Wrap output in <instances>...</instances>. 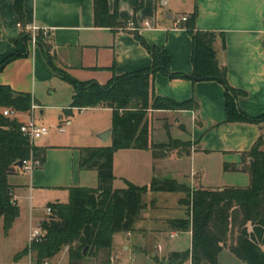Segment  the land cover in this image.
I'll return each mask as SVG.
<instances>
[{"label": "crops", "instance_id": "1", "mask_svg": "<svg viewBox=\"0 0 264 264\" xmlns=\"http://www.w3.org/2000/svg\"><path fill=\"white\" fill-rule=\"evenodd\" d=\"M107 3L112 11L115 0H107ZM194 9L197 11V30L214 31L224 37V46L218 35L213 47L220 64L226 69L228 84L243 91L237 98L238 107L249 116L263 115L264 0H118V21L122 24L118 27L94 23L93 0H23L25 23L51 28L46 40L55 65L77 81L99 84L108 82L114 73H130L152 64L147 50L134 37L133 30L127 27L130 20L139 26L137 32L146 42L164 48L169 53L170 71L190 75L191 38L178 20ZM144 21L149 22L150 26H144ZM19 22L13 0H0V61L22 50L20 35L26 31L17 25ZM66 82L48 64L40 47L29 42L26 43L25 54L9 61L0 71V84L29 93L41 115L43 108L47 107L63 111L59 115V123L66 120L65 130L61 133L55 131L61 135L67 133V127L73 130L75 125V119L70 121L69 114L64 112L74 108L70 107L73 90L67 85L68 96L62 102L57 92V88ZM152 90L156 95L176 101L193 98L198 108L148 110L150 145L164 144L170 140L190 141L193 144L187 153L175 148L167 150L161 158H153L150 149H119L126 152L123 155L115 151L113 188H124L113 186L120 157L129 159L128 169H138L140 172L143 168L144 172L148 171L152 175L151 178L163 175L167 171V162L174 160V157L178 161L188 160L187 169L182 173L189 179V184H180L190 189L245 187L249 184L248 174L240 169L241 152L248 150L259 136L264 135V121L258 124L224 123V87L217 80L194 82L157 71L152 77ZM52 96H55L53 101ZM87 110L111 112L105 107L84 108L79 112L85 115ZM90 123L93 136L110 127V124L99 123L94 118ZM70 133L73 137L74 130ZM110 136L106 141H110ZM35 145L44 149L41 166L30 173L16 170L8 176L19 214L6 233L2 227V236L5 238L21 226L25 234H29L32 225L46 218L45 205L66 200L69 188H93L97 185L96 171L80 168L81 148L78 146L68 142L51 144L47 141ZM92 145L105 146V143L94 141ZM224 164H236V170H225ZM211 168L221 174L220 184L203 183L205 173ZM121 178L125 184L127 181L137 183L134 174H124ZM150 192L153 191H147L142 197L145 207L135 221L133 230L115 232L109 250L86 255L82 264H168L171 252L190 250L191 230L180 232L168 223L169 219L184 216V207L179 203L181 192H153L154 195ZM169 193H175L176 197L169 200ZM58 195L64 197L59 199ZM2 224L0 218V226ZM185 236L188 242L182 248L180 241ZM16 256L18 259L13 261L12 257ZM27 256L25 258V253L14 248L7 259L0 258V264H33L30 253ZM49 262L68 264V256L58 259L56 254L45 261L47 264ZM219 263L246 264L226 248L219 254ZM184 264H189V260Z\"/></svg>", "mask_w": 264, "mask_h": 264}, {"label": "trees", "instance_id": "2", "mask_svg": "<svg viewBox=\"0 0 264 264\" xmlns=\"http://www.w3.org/2000/svg\"><path fill=\"white\" fill-rule=\"evenodd\" d=\"M13 8L24 29L23 0H13ZM94 23L118 27V0L109 10L107 0H93ZM197 11L187 15L179 25L191 38L190 75L172 72L169 69L170 55L161 47L149 44L133 30L134 37L149 53L152 64L148 68L130 73H114L105 84L94 81L80 82L59 69L51 55L48 41L37 34L35 44L40 47L44 58L54 72L73 87L70 107H105L111 110V143L108 146L80 149L81 169L95 170L96 187L69 188L67 204L48 203L51 213L43 220L45 240L32 244L35 252L33 264H43L68 246V264H82L88 254L109 250L115 232L133 230L135 221L145 207L142 200L147 191L181 192L179 199L184 207L183 217L169 219L171 228L180 232L191 230V248L185 252H171L168 264H220L219 254L226 248L246 264H264V151L262 136L246 151L241 152V170L249 176V184L225 186L217 189H190L169 178L152 177L147 186L126 182L124 188H113V153L118 149H150L153 158L165 156L170 149L190 151V141L170 140L164 144L149 143L150 126L148 110L154 109H197L198 103L190 98L184 101L154 94L152 77L160 71L170 77L188 78L192 81L217 80L224 87V105L227 122L258 124L264 121V114L249 116L237 104L243 91L230 86L226 80V69L220 64L213 43L218 35L224 46V37L214 31L197 30ZM21 52L9 54L0 61V71L11 60L26 52L29 32L20 35ZM29 93L13 90L9 85L0 84V218L6 233L19 214V208L12 196L8 176L19 170L18 161L32 155L44 162V149L30 146L19 128L21 121L2 114L3 108L25 112L30 108ZM69 111V110H68ZM174 144V145H171ZM176 144V145H175ZM225 170H236V164H224ZM76 220L75 225L73 221ZM86 248V249H85ZM92 249V250H91ZM27 250L22 253H26ZM102 264H107L103 262Z\"/></svg>", "mask_w": 264, "mask_h": 264}, {"label": "rangeland", "instance_id": "3", "mask_svg": "<svg viewBox=\"0 0 264 264\" xmlns=\"http://www.w3.org/2000/svg\"><path fill=\"white\" fill-rule=\"evenodd\" d=\"M63 84L62 87L57 88V92H59V97L60 102L63 100L67 99V85L70 86L71 90H73V87L71 84ZM51 100H55V96L51 97ZM43 114H40L39 109L35 110V117L38 123H41L45 126L51 127V131L47 136L38 138L35 140V143L42 142V141H47L51 144H56V143H62V142H68L72 146H78L79 148H86V147H94L93 142L97 141L98 144H104L105 146L110 145V141L102 142L100 139L99 135L101 132L95 133V136L92 135V125L90 123V120L94 118L97 122L99 123H107L110 124L108 128H111V112H92L91 110H87L85 115L80 114L78 108H73L71 110H65V113H68V119L70 121H74L75 119V125H74V136L71 137V133L73 130H70L69 127H67V133L66 134H58L55 132V127L59 124V115L60 113H63L61 110H57L54 108H43ZM64 117V116H63ZM71 117V118H70ZM97 137V138H95ZM262 145L261 149L264 151V135H262ZM193 144V142H191ZM174 145V144H171ZM176 145V144H175ZM178 149V148H177ZM117 151V150H116ZM118 155H123L124 152L123 150L118 149ZM178 155V154H177ZM144 158H141V162H143ZM127 159L121 158L117 161V167H116V172H115V180L113 181V186L115 187H125V182L121 178V176H124V174L130 176L131 174H134L135 178H137V183L131 182L135 185L139 186H147L149 187L151 184V174L147 171L144 172V169L141 168V171L139 172L138 169L133 171V169H128L127 168ZM134 162V160H132ZM140 161V159H139ZM213 164V162H211ZM188 166V160H176L174 157V160L168 161L167 162V171L163 175H156L158 177H168L171 179H174L175 182L177 183H187L189 184V179H186L185 176H183V170H186ZM87 171L88 169H83ZM185 172V171H184ZM88 173V172H87ZM86 173V175H87ZM239 180L238 182H240ZM222 182V176L220 173L214 171V168H211L208 170L205 175H204V180L203 183L207 184H220ZM69 193V192H68ZM151 195H154L153 192H150ZM169 200H173L176 197L175 193H169ZM182 197L185 195L184 193H181ZM64 195H58L57 198L62 199ZM68 198L64 201L59 202L60 204H67ZM45 205V203H44ZM46 206V205H45ZM46 213V212H45ZM49 219V214H46V218L44 220ZM76 220L73 221V225H75ZM2 226H0V258L5 260L8 258L9 253L11 252L12 249L17 248L21 250V252L27 250L25 253V258L28 257L27 255L30 253V258L31 262L33 263L35 261V252L33 250H29V244H28V232L25 234V229L24 227L21 226L20 229L13 230L12 234L9 237H3L2 236ZM45 235V234H44ZM43 236L42 242L45 240ZM183 238V237H181ZM187 237L185 236L183 239L180 241V247L185 248L187 246ZM68 256V252H64L63 248L61 251L58 253V259H62L63 257ZM13 261L17 260L18 257H12ZM45 264V263H43ZM48 264H53L52 262H49ZM60 264V263H59Z\"/></svg>", "mask_w": 264, "mask_h": 264}, {"label": "built area", "instance_id": "4", "mask_svg": "<svg viewBox=\"0 0 264 264\" xmlns=\"http://www.w3.org/2000/svg\"><path fill=\"white\" fill-rule=\"evenodd\" d=\"M186 18H187V15H182L179 18L178 22L179 23L184 22L186 20ZM17 25L19 27H21V25L19 23ZM143 25L146 27L150 26L149 22H147V21H144ZM127 27L131 30H138L139 29V26L137 24H135V22L133 20H130L128 22ZM24 29L27 32H29V34H30L29 43L31 45H35L37 34L41 33V35L46 39L49 37L50 32H51L50 27L39 26V25H36L35 23H26ZM37 108H38V106L35 105L31 101L30 108L25 112H19V111H16L14 109H11V108H3L2 109V114L6 117L16 118L19 120L21 117L25 118L24 120H20L21 125H20L19 130H20L21 134L27 138L31 147L36 146L35 145L36 139L47 136L51 131V127L45 126V125L37 122L36 117H35V110ZM78 109L80 111L84 110V108H78ZM65 122H66V120L59 123L54 128L55 131L58 133L63 132L65 130V127H64ZM41 164L42 163H41L40 159L34 157L32 155V152H31V154L28 158L21 161V167L19 168V170H21L22 172L30 173L34 169L40 167ZM11 193H12V191H11ZM45 211L47 214L50 215V213H51L50 207L46 206ZM45 233H46V230L43 228V220L38 221L37 223H35L34 225H32L30 227L29 234H28L29 250H30L33 243L42 241ZM63 251L68 252V246H64ZM45 264H47V263H45Z\"/></svg>", "mask_w": 264, "mask_h": 264}, {"label": "water", "instance_id": "5", "mask_svg": "<svg viewBox=\"0 0 264 264\" xmlns=\"http://www.w3.org/2000/svg\"><path fill=\"white\" fill-rule=\"evenodd\" d=\"M110 133H111V128H108V129L104 130L103 132H101L98 136L100 137V139H101L102 141H106V140L109 138ZM16 166H17L18 168H20V167H21V161H18V162L16 163ZM85 249H86V248H85Z\"/></svg>", "mask_w": 264, "mask_h": 264}]
</instances>
